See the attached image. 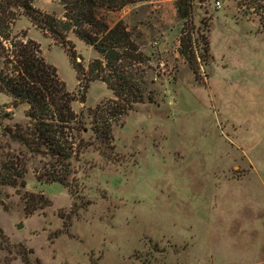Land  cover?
<instances>
[{
	"label": "rangeland",
	"instance_id": "1",
	"mask_svg": "<svg viewBox=\"0 0 264 264\" xmlns=\"http://www.w3.org/2000/svg\"><path fill=\"white\" fill-rule=\"evenodd\" d=\"M194 2L189 22L175 0L106 14L149 57L136 66L152 98L114 124L110 157L91 147L73 159L69 189L45 183L49 160L15 136L30 125L28 106L0 92V174L10 177L0 180V264H264V0ZM34 6L64 17L60 0ZM21 13L11 38L39 43L76 113L115 99L96 80L81 102L66 49ZM189 34L200 79L180 53ZM68 40L85 71L102 59L74 33Z\"/></svg>",
	"mask_w": 264,
	"mask_h": 264
},
{
	"label": "trees",
	"instance_id": "2",
	"mask_svg": "<svg viewBox=\"0 0 264 264\" xmlns=\"http://www.w3.org/2000/svg\"><path fill=\"white\" fill-rule=\"evenodd\" d=\"M145 1L150 0H60L64 17L59 18L36 8L34 0H0V92L9 95L14 105L28 106L30 125L15 136L27 149L44 154L49 160L45 183L58 182L71 188L70 177L75 172L73 159L79 160L91 147L110 157L116 149L114 124L136 104L151 102L152 97L148 95L146 99L142 87L145 71L136 66L147 62L149 57L140 51L138 40L123 21L111 26L106 18L109 12ZM175 1L178 17L189 22L195 14L194 0ZM17 12H22L66 49L77 70L81 102H85L87 88L96 80L105 82L115 99L76 113L73 107L76 94L68 90L57 67L42 56L39 43L32 39L11 38L10 29ZM70 33L102 56L90 63L88 71L78 62L75 46H70ZM4 41H10L11 47H6ZM203 48L199 46L205 62L209 51ZM195 51L191 34L182 36L180 53L190 64L196 79H200ZM87 126L91 135L83 139L79 133L85 132ZM6 179L10 177L0 174L2 182ZM29 195L27 201L33 202L34 193ZM44 202L50 201L44 199Z\"/></svg>",
	"mask_w": 264,
	"mask_h": 264
},
{
	"label": "built area",
	"instance_id": "3",
	"mask_svg": "<svg viewBox=\"0 0 264 264\" xmlns=\"http://www.w3.org/2000/svg\"><path fill=\"white\" fill-rule=\"evenodd\" d=\"M216 5H217V7H220L221 6V3H220V1H217L216 2ZM156 44H157V42H156ZM160 66H161V68L162 69H164L165 68V62H163V61H160Z\"/></svg>",
	"mask_w": 264,
	"mask_h": 264
},
{
	"label": "water",
	"instance_id": "4",
	"mask_svg": "<svg viewBox=\"0 0 264 264\" xmlns=\"http://www.w3.org/2000/svg\"><path fill=\"white\" fill-rule=\"evenodd\" d=\"M22 226H23L22 224L19 225L20 228H21Z\"/></svg>",
	"mask_w": 264,
	"mask_h": 264
},
{
	"label": "crops",
	"instance_id": "5",
	"mask_svg": "<svg viewBox=\"0 0 264 264\" xmlns=\"http://www.w3.org/2000/svg\"><path fill=\"white\" fill-rule=\"evenodd\" d=\"M239 168H241V167H239Z\"/></svg>",
	"mask_w": 264,
	"mask_h": 264
}]
</instances>
